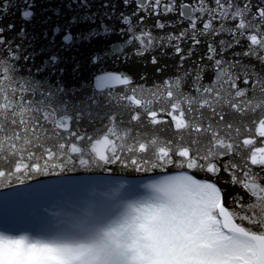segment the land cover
Returning <instances> with one entry per match:
<instances>
[{
  "label": "snow or ice",
  "instance_id": "obj_1",
  "mask_svg": "<svg viewBox=\"0 0 264 264\" xmlns=\"http://www.w3.org/2000/svg\"><path fill=\"white\" fill-rule=\"evenodd\" d=\"M136 7L155 16L178 13L188 20L189 38L196 45L201 43L199 35L227 32L231 39L226 47L246 41L243 55L264 65V0L258 5L248 0H213L212 6L208 0H139ZM22 15L28 19L32 12L26 10ZM228 21L234 24L226 27ZM124 23L131 25L132 20L125 17ZM165 26L157 21V27ZM186 35L182 30L168 41ZM64 39L71 44L74 37ZM133 41L143 54L154 38L150 32H133L127 42ZM173 47L181 59L190 54L178 44ZM208 50L216 83H195V96L180 92L181 79L165 81L163 91L157 87L147 97L128 76L108 74L97 80L101 90L121 87L119 94L104 93L105 103L128 110L129 123L147 120L152 126L169 125L161 114L169 117L173 133L165 138L158 135V128L148 136L134 132L116 112L108 115L99 133H80L72 128L73 117L63 102L53 106L34 101V86L17 79L15 65L6 59L0 63V187L12 178L23 183L32 174L47 175L50 170L59 174L66 164L77 162L85 168L119 164L144 173L177 170L144 185L146 196L130 198L117 193L119 198L91 206L45 235L0 232V264H264V141L251 148L256 140L241 138V126L226 119L229 112L241 118L248 115L264 137V72L253 73L250 64L224 61L212 44ZM152 63L157 60L153 58ZM195 80H202L200 72ZM161 100L169 102L167 107H153ZM81 103L90 108L98 99L88 97ZM45 124H54L67 135L54 131L52 135L60 139L49 144ZM244 131L253 130L244 125ZM244 149H250V154L245 156ZM229 156H240L243 167L224 162ZM251 165L260 171H253ZM222 171L231 176L232 184L244 189L247 201L240 196L230 202L215 181L191 174L215 177Z\"/></svg>",
  "mask_w": 264,
  "mask_h": 264
},
{
  "label": "water",
  "instance_id": "obj_2",
  "mask_svg": "<svg viewBox=\"0 0 264 264\" xmlns=\"http://www.w3.org/2000/svg\"><path fill=\"white\" fill-rule=\"evenodd\" d=\"M138 2L139 0H0V29H3L0 32V40L3 41L0 44V63L6 59L10 65H15L17 79L28 81L34 86L35 94L31 97L34 101L44 100L45 103H51L53 106L63 102L66 111L73 117L72 128L80 133L85 130L88 134L99 133L107 122L108 115L116 112L123 125L134 132L148 136L154 134L158 128L160 130L158 135L161 138L171 137L173 133L169 117L161 114L164 119L169 120V125L152 126L147 120L142 124L129 123L131 113L128 110L113 109L105 103L104 93L119 94L121 87H105L101 90L96 87L98 78L108 74L128 76L145 97L150 92L156 91L157 87L163 91L162 86L165 81L174 82L176 79H181L180 92L195 96L197 95L195 83L206 86L216 83L213 62L208 60L209 44L217 47L224 61H231L233 64L239 61L240 65L250 64L253 73L264 72V65L243 55L246 41L241 40L239 45L226 47L231 37L227 32L222 31L219 36H197L201 43L196 45L189 38L191 29L187 19L180 17L176 12L162 16L146 14L136 7ZM178 2L184 3L186 0H178ZM248 2L258 5L262 0H248ZM192 3H195V0H192ZM208 3L212 6L213 0H208ZM26 10L32 12V16L28 19L22 15ZM125 17L132 20L131 25L124 23ZM157 21L166 26L163 29L157 27ZM232 24L234 21H228L226 27ZM9 25L13 27L9 28ZM198 27H200L199 23ZM130 28L132 31H129ZM182 30L187 33L182 40L168 41L170 35H177ZM141 31L150 32L154 38L153 45L143 54H139L140 46L136 42H127L133 32ZM93 33L96 35H92ZM66 35L74 37L71 44L64 39ZM221 40L224 44L218 43ZM174 44H178L185 52L190 51V54L181 59V56L175 52ZM153 58L157 60L156 64L152 63ZM197 72L202 75V80L199 82L195 80ZM127 90L124 89L125 92ZM88 97H96L98 104L90 108L86 107L81 102ZM168 103L166 100H161L153 107H167ZM77 114H81L79 121L76 119ZM226 119H231L241 126V138L250 137L256 140L251 148L262 146L264 137L259 136L256 131L258 125L253 124L248 115L241 118L229 112ZM244 125L253 131L245 132ZM45 128L50 137L49 144L59 140L60 136L67 135L63 130L56 129L54 124H45ZM54 131L59 132L60 136L52 135ZM243 151L245 156L250 154V149ZM74 159L78 158L74 157ZM223 159L224 162H237L242 167L244 165V160L240 156ZM251 168L255 172L260 171L256 165H251ZM176 171L169 168L167 173H162L159 169L144 173L136 172L132 168H124L119 164L85 168L77 162L66 164L65 169L59 174L52 170L47 175L32 174L25 177L23 183L12 178L11 183H5L0 187V194L57 179H103V177L134 179L175 174ZM191 174L198 179L215 181L230 202L233 197L243 196L246 201L249 199L248 194L239 184L231 183V176L227 172L222 171L215 177L204 172Z\"/></svg>",
  "mask_w": 264,
  "mask_h": 264
},
{
  "label": "rangeland",
  "instance_id": "obj_3",
  "mask_svg": "<svg viewBox=\"0 0 264 264\" xmlns=\"http://www.w3.org/2000/svg\"><path fill=\"white\" fill-rule=\"evenodd\" d=\"M153 181L135 188L123 179H57L17 188L0 196V232L45 235L77 213L119 198L117 193L130 198L148 195L143 186Z\"/></svg>",
  "mask_w": 264,
  "mask_h": 264
},
{
  "label": "trees",
  "instance_id": "obj_4",
  "mask_svg": "<svg viewBox=\"0 0 264 264\" xmlns=\"http://www.w3.org/2000/svg\"><path fill=\"white\" fill-rule=\"evenodd\" d=\"M159 178H161V177H159ZM138 182H139V181L133 180V181H130V184H131L132 186H135V188H136V185L138 184Z\"/></svg>",
  "mask_w": 264,
  "mask_h": 264
},
{
  "label": "bare ground",
  "instance_id": "obj_5",
  "mask_svg": "<svg viewBox=\"0 0 264 264\" xmlns=\"http://www.w3.org/2000/svg\"><path fill=\"white\" fill-rule=\"evenodd\" d=\"M45 183V182H44ZM46 183H48V182H46ZM32 186V185H31ZM15 191V190H14ZM10 192H13V191H9V192H5V193H3V194H0V196H3L4 194H8V193H10Z\"/></svg>",
  "mask_w": 264,
  "mask_h": 264
}]
</instances>
